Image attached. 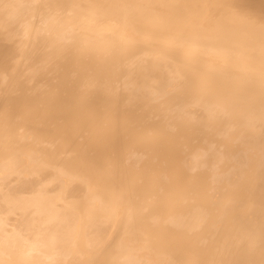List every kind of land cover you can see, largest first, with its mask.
Wrapping results in <instances>:
<instances>
[{
	"label": "bare ground",
	"instance_id": "6f19581e",
	"mask_svg": "<svg viewBox=\"0 0 264 264\" xmlns=\"http://www.w3.org/2000/svg\"><path fill=\"white\" fill-rule=\"evenodd\" d=\"M0 264H264V0H0Z\"/></svg>",
	"mask_w": 264,
	"mask_h": 264
}]
</instances>
